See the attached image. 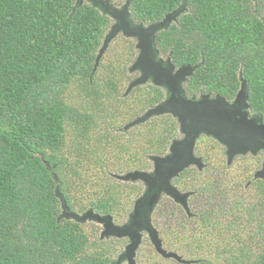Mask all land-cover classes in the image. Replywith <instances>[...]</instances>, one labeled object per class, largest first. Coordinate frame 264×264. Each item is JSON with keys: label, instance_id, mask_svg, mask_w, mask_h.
Returning <instances> with one entry per match:
<instances>
[{"label": "trees", "instance_id": "1", "mask_svg": "<svg viewBox=\"0 0 264 264\" xmlns=\"http://www.w3.org/2000/svg\"><path fill=\"white\" fill-rule=\"evenodd\" d=\"M181 1L130 0L129 11L135 21L150 23ZM74 2L0 0V264H110L119 240L94 237V223L86 228L87 221L63 215L62 200L69 213L112 217L119 202L105 172L143 167L140 156L163 153L178 130L170 114L120 128L164 93L149 83L135 102L124 96L126 72L116 56L102 55L93 70L111 19L86 2L73 8ZM184 2L156 44L175 66L197 65L186 93L232 98L244 80L250 101L261 106L264 0ZM215 149L222 150L213 139H198L196 153L211 178L200 189L184 184L197 217L170 223L176 207L162 202L153 226L173 251L189 254L181 264H264V200L256 202L264 179L252 182L247 203L225 197L220 172L229 166L212 159ZM200 173L187 168L174 181ZM189 222L201 237L184 231ZM141 253L147 259L146 248Z\"/></svg>", "mask_w": 264, "mask_h": 264}, {"label": "water", "instance_id": "2", "mask_svg": "<svg viewBox=\"0 0 264 264\" xmlns=\"http://www.w3.org/2000/svg\"><path fill=\"white\" fill-rule=\"evenodd\" d=\"M84 2L89 3L113 21L98 48L93 70L97 67L109 43L116 35L121 34L135 40L136 56L127 70L129 73H139L137 77L129 81L124 95H127L134 87L148 81L154 86L163 87L167 93L164 100L134 117L123 125V128L129 129L153 116L170 114L178 123L182 136L170 141L166 153L149 156L152 162L150 171L132 170L123 174H114V177L119 180L139 181L144 187L141 195L134 201L133 209L124 223L115 224L110 215H99L92 210L82 214L69 213L63 200L62 214L78 222L94 220L100 223L102 225L100 238L127 237L129 242L117 256L115 264L123 261L127 264H136L134 256L141 242L142 232L148 234L155 252L161 257L186 262L176 252L167 251L162 247L158 231L150 223V215L155 205L164 194L187 210L186 197L189 193L179 192L172 186L171 180L189 166H195L199 170L204 167L201 158L194 155L195 142L201 133L210 136L225 147L227 162L230 163L237 154H244L247 151L255 153L258 148H264V141H259V137L264 140V126H258L252 119H247V113L244 110L247 87L244 80H241L240 90L231 101L219 95L210 97L209 94H202L198 99L194 96L187 97L183 83L197 65L184 64L176 67L169 57L165 60L160 58L155 43L156 34L176 21L178 15L185 10L184 0L160 20L148 24L134 23L129 11L130 0H124L119 7L112 5L111 0H75L73 8ZM263 177L264 163L254 173V178Z\"/></svg>", "mask_w": 264, "mask_h": 264}, {"label": "rangeland", "instance_id": "3", "mask_svg": "<svg viewBox=\"0 0 264 264\" xmlns=\"http://www.w3.org/2000/svg\"><path fill=\"white\" fill-rule=\"evenodd\" d=\"M114 4H121L124 0H111ZM252 11V9H251ZM112 21H110V23L108 24V28L109 29V25H111ZM105 32V33H106ZM106 54H103V59L105 58V60H110V57L113 58V56L118 57L119 62L122 63L123 68H125V77L123 78L122 84H121V90L124 93L125 88L127 86V84L129 83L130 80H132L135 76L136 73H129L127 68L128 66L131 64V62L134 60V57L136 56V49L134 47V39L132 38H127L122 36L121 34H118L115 36V38L109 43L106 51ZM149 83H145L143 85L137 86L135 89L133 88L127 95L130 96V98L133 99V101L135 102V99L137 98V95L139 94V92L142 91V87H144L145 85H147ZM70 95V94H69ZM72 95H76V93L74 92ZM124 95V94H123ZM71 96V95H70ZM73 96V97H74ZM126 96V95H124ZM76 97L72 98V100H75ZM154 106V105H153ZM152 107V106H151ZM150 108V107H148ZM146 108V109H148ZM146 109H144L142 112H139L138 114L134 115L132 117V119L136 116L141 115ZM119 117V116H118ZM130 120H128L129 122ZM127 123V122H126ZM125 123H121L120 124V128L123 127ZM179 135L178 130L176 131V134L174 135V138H177ZM171 139V140H172ZM170 140V141H171ZM170 143V142H169ZM168 143V145H169ZM168 145L167 148L164 150L163 153L161 154H155V155H162L164 153L167 152L168 149ZM199 145L202 146H206V143L204 141H201L199 143ZM217 150H213V152H211L212 159L215 156L221 159V162H225V156L220 151L218 150L217 153H215ZM153 155V154H152ZM150 156V155H149ZM149 156H147V153L143 154L142 156H140V162H144L145 165L143 167L140 168H136V169H132V170H145V171H150L152 169V162L149 160ZM264 155H259V160L258 161H254V162H249L250 160L248 158L243 159V160H239L237 159L232 165L229 166V170H224L220 172V175L222 176V178H224L225 181L223 183V185H226L227 187V192L224 191V196L229 198V199H236V200H243L246 203L249 202L252 198V186H247L245 184V181H247V179H249V177L252 175V173L259 167L261 160L263 159ZM249 160V161H248ZM214 161V160H213ZM216 162V161H214ZM130 169H124L121 171H111V172H105L106 175H109L108 179H107V183L106 186H109V188L113 191H116V195H117V201L119 202V205L117 206V213L116 214H112V219L113 222L115 224H122L126 221L128 214L131 212L132 210V206H133V202L134 200L137 198V196L140 195V193L143 190V184L139 181L136 182H132V181H123V180H119L117 178L114 177V174L118 175V174H123L124 172L128 171ZM130 170V171H132ZM211 178V177H210ZM210 178L208 177L207 173L205 171H201L200 174L195 175V177H191V178H184V179H180L177 182H173L174 186L180 190L181 192H185V191H191L192 189L184 187L185 185H190V184H198L196 186H198V189H200L201 187L199 186V184L202 186L204 185V183L208 182V180H210ZM227 181V182H226ZM94 186L92 188H90L91 191H93V193L91 194L92 196L96 195L95 191H94ZM98 188L96 187V190ZM90 195V196H91ZM199 195V193H198ZM250 198V199H249ZM264 200V195L260 196L257 199V203L258 205L260 204L261 201ZM162 202H166L167 204H173L176 208L174 209V212L172 213V216L169 217V222H177L182 221V217L186 218L187 220L190 218L189 216H187L183 209L181 210V207L179 205H176L173 201H171V199L169 197L163 196L161 197L160 201L157 203V206H155V209L153 211L152 217L153 215L156 213V209L158 206H160L162 204ZM189 210H190V215L191 217H197V213H198V208L199 207H195L193 205L189 206ZM188 210V209H187ZM260 209H258L259 211ZM179 211V212H178ZM189 213V212H188ZM259 214V213H258ZM92 222H88L86 223V228H88ZM153 224V223H152ZM95 225V230H94V237H99V231L101 229V226L98 224H94ZM185 229L184 231L188 228L189 232L192 233V235L201 237V233L197 232V230H195L193 228L192 225H187L186 223L184 224ZM155 227V226H154ZM192 227V229H191ZM156 228V227H155ZM159 234V237L162 241V247L167 250V251H173L172 248L169 246L168 244V239L166 240V236L165 234L162 232V234L165 237V241L162 239V234L160 229L156 228ZM105 239H102V241H104ZM110 240V239H107ZM119 240V239H118ZM125 244V240H119V243H117L116 247H115V251L113 252L112 256L113 259L116 258V256L122 251L123 249V245ZM146 248V254H147V259L146 256L144 254H142V250ZM190 248L189 245V239H188V244H187V249ZM189 251V250H187ZM176 252L177 255L183 259V260H189L191 259V257H188L189 254H185L182 252H177V251H173ZM145 257H144V256ZM196 255V254H193ZM149 257H151L150 259H152V261H150V259H148ZM161 256H158L154 249L151 247V244L149 243V241L147 240L146 237H144V239H142V243L141 246L138 248L137 251V263L138 264H181L178 261L175 260H163L160 258ZM167 259V258H164Z\"/></svg>", "mask_w": 264, "mask_h": 264}, {"label": "flooded vegetation", "instance_id": "4", "mask_svg": "<svg viewBox=\"0 0 264 264\" xmlns=\"http://www.w3.org/2000/svg\"><path fill=\"white\" fill-rule=\"evenodd\" d=\"M111 4L112 5H114V6H116V7H119L120 6V4L119 5H117V4H114L112 1H111ZM112 21V20H111ZM134 21V23H139V22H143V24H148V23H145L144 21H135V20H133ZM112 23H113V21H112ZM111 23V24H112ZM109 27H110V25H109ZM108 31V30H107ZM155 43H156V38H155ZM134 46H135V40H134ZM156 48L158 49V53H159V56H160V58H162V60H165L166 58H170V60H171V62H172V59H171V56H170V54L169 53H167V55L165 54V53H162L161 51H160V49L158 48V46H157V44H156ZM173 63V62H172ZM182 65H184V64H182ZM176 67H178V66H176ZM136 73V76L135 77H137L138 76V72H135ZM134 77V78H135ZM188 78V77H187ZM187 78H186V80H187ZM241 79V78H240ZM186 80L184 81V83H183V89H184V93L186 94V96L187 97H192V96H194L195 98H199L202 94H209L210 95V97H214V96H216V95H219V96H222V95H220V94H218V93H208V92H203V93H198V94H192V95H188L187 93H186V91H185V88H184V84H185V82H186ZM146 83H150L151 84V82L150 81H148V82H146ZM241 83V82H240ZM153 85V84H152ZM156 87H158V86H156ZM246 87H247V97H246V100H245V108H244V110L246 111V113H247V119H252L253 120V122L256 124V125H258V126H264V98H263V100H262V105L260 106V104H255V103H252L251 101H250V87H249V85L246 83ZM135 88V87H134ZM162 91H163V98L161 99V101L162 100H164L166 97H167V93H166V90L163 88V87H159ZM240 90V84H239V87L236 89V91H235V93H234V95H233V97L232 98H226V97H224V96H222V97H224L227 101H231V100H233V99H235V96H236V94L238 93V91ZM124 94V93H123ZM161 101H159V102H161ZM158 102V103H159ZM157 104V103H156ZM243 109V108H242ZM132 120V119H131ZM178 124V123H177ZM178 133H179V135H178V137L177 138H180L181 136H182V134L180 133V131H179V126H178ZM202 137H207V138H211L210 136H207V135H205V134H200L199 135V137L197 138V140H196V142H195V146H194V155H196V156H198V157H201L200 155H198L197 153H196V144H197V141H198V139L199 138H202ZM211 139H213V138H211ZM215 142H217L215 139H213ZM259 141H261V142H263L264 140H262L260 137H259ZM219 145H220V147H221V149H222V153L224 154V156H225V162H223V165H226V166H230V165H232L237 159H239V160H243V159H246V158H248L249 160V162H254V161H258L259 160V155H264V148H258L256 151H255V153H251V151H247L246 153H244V154H237V155H235L234 157H233V159L231 160V162L230 163H228L227 162V158H226V155H225V147L222 145V144H220L219 142H217ZM203 163V162H202ZM264 163V157H263V159L261 160V163H260V165H259V167L252 173V175L249 177V179H247V181H245V184H246V187L247 186H250V185H252V182H255V181H257V180H263L264 179V177L263 178H254V173L257 171V170H259L260 168H261V166H262V164ZM204 164V163H203ZM188 168H196L197 170H199L197 167H195V166H189ZM205 168V164H204V167L201 169V170H199V171H202L203 169ZM187 169V168H186ZM185 170V169H184ZM183 170V171H184ZM128 171H130V170H128ZM127 172V171H126ZM125 173V172H124ZM179 176V175H178ZM177 176V177H178ZM176 177V178H177ZM176 178H174V179H176ZM174 179H172L171 180V184H172V186L173 187H175L174 186ZM144 188V187H143ZM176 188V187H175ZM177 189V188H176ZM178 190V189H177ZM143 191V190H142ZM179 192H181L180 190H178ZM185 192H188L189 193V195L186 197V203H187V209L188 210H186V209H184L179 203H176V202H174L173 201V199L171 198V197H169V196H166V195H164V194H162V196L161 197H163V196H166V197H169L176 205H179L180 207H181V209H183V211H184V213L187 215V216H191L190 215V210H189V205H188V201H189V198L192 196V192L191 191H185ZM142 193V192H141ZM141 193H140V195H141ZM181 193H183V192H181ZM139 195V196H140ZM139 196H137V198L139 197ZM161 197H160V199H161ZM136 198V199H137ZM135 199V200H136ZM160 199H159V201H160ZM134 200V201H135ZM158 201V202H159ZM133 204H134V202H133ZM155 206H157V204L155 205ZM132 209H133V206H132ZM154 209H155V207H154ZM154 209H153V211H154ZM132 211V210H131ZM153 211H152V213H151V215H150V223L152 224V214H153ZM84 212H86V211H84ZM93 212V211H92ZM189 212V213H188ZM93 213H96V212H93ZM130 214V213H129ZM128 214V215H129ZM99 215H103V214H99ZM105 215V214H104ZM128 217V216H127ZM113 220V219H112ZM87 222H92V223H94V224H98V225H100L101 226V229H100V231H99V238H100V233H101V231H102V225L100 224V223H98V222H96V221H94V220H86ZM152 226H153V224H152ZM154 227V226H153ZM144 237H146L147 238V240L149 241V243L151 244V242H150V239H149V237H148V234L146 233V232H142V234H141V242H140V244H139V246H138V248L141 246V243H142V239H144ZM100 239H105V240H107V239H111V240H115V239H119V240H125V244L123 245V249H124V247H125V245L129 242V239L127 238V237H123V238H118V237H114V236H108V237H104V238H100ZM163 246V245H162ZM151 247L154 249V247H153V245L151 244ZM138 248H137V250H136V252H135V256H134V259H135V262H136V264H138L137 263V251H138ZM123 249H122V251H123ZM121 251V252H122ZM155 251V250H154ZM156 253V252H155ZM120 254V253H119ZM118 254V255H119ZM157 254V253H156ZM117 255V256H118ZM159 255V254H158ZM117 256H116V258L115 259H112L111 261H110V264L111 263H113V264H115L114 263V261L117 259ZM160 256V255H159ZM119 264H127V262H125V261H123V262H120Z\"/></svg>", "mask_w": 264, "mask_h": 264}]
</instances>
